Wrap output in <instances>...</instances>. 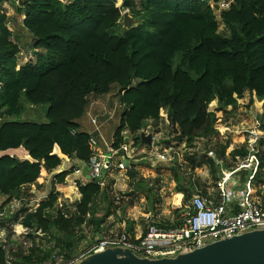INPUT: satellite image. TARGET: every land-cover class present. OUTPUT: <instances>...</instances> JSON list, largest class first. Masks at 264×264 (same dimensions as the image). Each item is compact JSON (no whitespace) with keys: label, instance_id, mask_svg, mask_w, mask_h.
<instances>
[{"label":"trees","instance_id":"16d2710c","mask_svg":"<svg viewBox=\"0 0 264 264\" xmlns=\"http://www.w3.org/2000/svg\"><path fill=\"white\" fill-rule=\"evenodd\" d=\"M223 1L229 6L217 15ZM16 10L33 44L32 53L20 58L9 17L0 8V197L7 201L24 198V189L35 185L42 171L55 172L66 158L90 161L93 136L79 123L90 96H106L118 88V101L125 109L113 136L112 147L118 151L126 144V134L140 146L144 125L159 122L165 110L177 141L192 144L216 135L221 121L210 110L215 101L217 111H223L236 107L247 93L264 100V0H122L120 7L117 0H23ZM123 11L138 25L121 29ZM220 24L227 32L220 31ZM25 104L45 109L48 123L17 120ZM228 147L216 150L218 157L207 154L206 165L215 180L220 173L216 161L226 160ZM260 148L255 185L263 179ZM12 152H23L24 157ZM237 155L241 160L250 153H231ZM180 166L176 160L172 169L175 192L187 200L194 183L183 177ZM74 172L70 168L55 174L47 198L35 208L21 207L11 218L30 233L57 239L54 248L67 258L75 248L76 228L85 224L98 198L109 199L97 182H76L80 200L66 218L55 208L61 197L56 186H65ZM241 175L243 181L248 177L245 171ZM128 176L135 174L128 171ZM112 213L110 207L92 224L101 231ZM56 233L61 237L54 238ZM5 241H0V264L6 263ZM29 252L30 257L38 252L33 263L42 264L52 248L33 245Z\"/></svg>","mask_w":264,"mask_h":264},{"label":"rangeland","instance_id":"374dc122","mask_svg":"<svg viewBox=\"0 0 264 264\" xmlns=\"http://www.w3.org/2000/svg\"><path fill=\"white\" fill-rule=\"evenodd\" d=\"M64 2L67 3V0H64ZM10 5L11 6L6 3V6H9L6 9L8 11L10 8L13 10L9 16V20L11 23L12 21L14 22V26H20L21 21V49L23 50V55H27L30 52L32 53V36L24 31V28L22 27V19L24 17L22 15H17V7L14 6L13 2ZM121 5L122 0H117V6L120 7ZM2 6H4V4H2ZM124 13H128L130 17V27L138 25V21L131 17L128 11H123V14ZM218 14L219 13H217V15ZM217 17L220 19V16ZM135 20L136 23H134ZM130 27L125 24L124 20L120 22L121 29H128ZM220 31L227 32L222 24H220ZM119 34H121V31H119ZM35 59L36 56H34V60ZM109 98L110 106L107 115L95 117L97 119L96 126L92 125L90 120V123H88L89 125L87 123H83L82 125V130L87 132L92 131L93 129L95 130L98 126L100 128L102 125V136L107 143L104 140L101 141L102 143L99 142L97 136L93 137L99 142V146L103 147V150H105L104 147L108 143L110 144L113 142L114 133L119 127L120 120L125 111L118 101L117 87H114ZM218 107L220 106L216 101L210 106L211 112H214L216 118L221 121V123H218L215 126L216 135L208 139L197 138L192 144L177 141L176 136L173 134V129L168 122L167 111H164L166 114L163 113L161 120L162 125L158 128V132L161 134V140L156 146V149L165 154L168 158L167 162L159 161L154 152L148 151L146 152L148 153L146 156L150 159V161L148 160L149 163L146 164V160L143 159L138 162V165H140L138 167V175L136 178L128 180L120 177L119 173L116 174L117 172L114 167H110L107 170L108 178L104 181L105 184H108V187L107 185L106 187H102L104 192L108 193L109 199H106L104 195L98 198L92 206L85 224L76 228L75 234L72 237V242L75 244V248L71 255L77 254L79 251L83 250L85 246H88L96 240L102 239L108 235H118L125 231H129L133 234L138 232L142 235L146 232L149 225L158 222L163 225L175 226L178 223L180 215L184 213L185 206L189 204L190 199L194 193L197 192L196 190L189 193V199L183 200L181 209L173 207L178 206L182 199V196L180 197V200L178 199L177 196L179 195H176L174 198L176 193V183L173 178L172 169L175 166L176 160L181 164L179 170L186 180H193V174L199 176L204 174L205 176V174L208 173V176L210 177L208 179L210 182L209 186H214L215 181L220 177L219 175L221 174V171L223 172L225 169L230 170V168H234L239 162L241 158L239 155L235 157L232 156L233 158L231 157V153L234 150H247L251 145L258 149L261 147L262 142L263 146L260 148V156L264 155V100L259 101L255 96L247 93L234 108L226 107L223 111H217ZM44 110L45 109L40 107L25 104L22 116L16 119L36 124H47L48 120L43 112ZM150 128L151 123L144 125L143 129L148 131ZM125 138L127 139L126 144L130 143V137L126 135ZM225 146H229L225 152L227 158L225 161H222V165L219 164L217 167V170L219 168L220 173L215 180L210 174L209 167L206 165L208 160L207 154L213 152L215 157H218L215 151L220 150L221 147ZM21 156H24V154L21 153ZM137 156L144 158L141 153H138ZM139 157L138 159H140ZM255 158L257 159V156H255ZM153 160L154 162L152 163ZM198 165H200V167L191 170L192 166ZM61 166L63 167V165ZM62 167H60V170ZM64 167H69L68 169L74 168L71 163L67 162ZM84 170L87 175V169ZM262 174L263 179L259 181L258 185H255V183L252 185L256 199H258L261 204H264V171H262ZM54 175V173H47V175H45L42 171L41 178L43 179V176H45L43 185L36 186L37 196H32L28 193L24 196V206L27 205H25V203H28V205L35 204L32 202L35 197L38 198L46 192L50 194L54 187ZM69 177L70 179H68V181L70 182L65 185L66 189H64V194L61 195V197L70 196V198H68L75 203L77 199L72 195V192L76 195L77 191L74 184L80 181V177L75 174L74 176L71 175ZM76 179L78 181H76ZM204 186L206 187V185L199 186L198 191L201 190L202 192H206L207 190L204 189ZM56 188L58 187L56 186ZM209 192L213 193L212 189ZM28 198L30 200L32 199V201H29ZM177 200H179V203H177ZM110 203L113 205L110 206ZM110 207L111 210H113L112 215L105 219V223L102 224V230H97L96 225H93L92 221L96 223L101 221ZM7 221L8 220H2V224L5 222L7 225ZM126 222L133 224L130 227ZM9 235V248L11 250H16L15 254L24 252V248H22L21 245L17 246L14 243L16 239H14L13 236L11 237V233H9ZM59 236L61 237V235L56 233L54 238ZM30 238H33V236H30ZM40 239L42 238L35 237L32 241H39ZM56 242L57 239H50L48 236L46 238L43 237L42 239L43 245L48 248V251L52 248V252L58 251L54 248ZM33 245H36V243H33Z\"/></svg>","mask_w":264,"mask_h":264},{"label":"built area","instance_id":"2783aa9c","mask_svg":"<svg viewBox=\"0 0 264 264\" xmlns=\"http://www.w3.org/2000/svg\"><path fill=\"white\" fill-rule=\"evenodd\" d=\"M4 1L13 2L15 7H19L23 0ZM218 6L219 9L216 13L226 10L229 2L223 1ZM8 27L10 29V23ZM90 122L94 126L97 125L96 118L90 117ZM141 133L146 134L143 129ZM146 135L152 136V145L147 147L154 149L155 156L159 161L167 162L168 158L165 154L159 152L154 145L156 137L152 134ZM91 145L94 155L87 164L80 163L74 174L82 175L83 170L87 169V176L81 177V182H97L101 187H104L103 174L110 167L121 172L127 170L128 148L125 144L118 151L112 146H108L106 153L97 154L98 142L94 137L91 139ZM247 150L250 153L248 158H242L230 170L221 171L220 177L215 181L212 189L213 193L209 191L194 193L175 226L164 228L159 224H151L140 236L127 231L118 235H108L85 246L83 250L69 258L59 251H54L50 258L42 264H78L87 256L110 248L129 249L137 257L149 260L175 258L180 254L193 252L220 240L256 230H264V206L256 199L252 185L258 165L255 156L259 153V148L251 145ZM208 156L215 157L213 152H210ZM115 160L117 161L115 162ZM216 163L221 165L222 161H216ZM242 171L248 173V177L244 181L242 180ZM65 183H69L68 178ZM24 201V198H13L10 201L0 199V220L13 218L23 206ZM73 203L69 198L60 197L55 208L57 211L63 212L67 218L69 215L71 216L69 212L72 214L75 212V203ZM14 234L28 250L32 247V241L28 238L30 234L38 238L44 236L39 231L30 233L28 229H22L20 233L14 231ZM5 238L6 236L0 232V241H4ZM5 264H12V262L6 261Z\"/></svg>","mask_w":264,"mask_h":264},{"label":"crops","instance_id":"0c3cea01","mask_svg":"<svg viewBox=\"0 0 264 264\" xmlns=\"http://www.w3.org/2000/svg\"><path fill=\"white\" fill-rule=\"evenodd\" d=\"M6 3H8L9 4V6H11L10 4H12V2H6V1H3L1 4H0V8H2L5 12H6V14H7V16L9 17L10 16V14H11V11H13L11 8L9 9V11L6 9L7 7H9V6H6ZM2 4H4V6H2ZM17 15H19L18 13H17ZM11 18H12V16H11ZM24 19V18H23ZM23 19H22V22H23ZM21 21H20V26L19 25H17V26H14V22L12 21V23L10 22V31L12 32V40L15 42V43H17L18 45H19V47H20V49L22 48L21 47ZM22 27H23V23H22ZM24 28V27H23ZM24 31H26L27 32V30L24 28ZM21 51H22V53H23V50L21 49ZM22 53H20V58H21V55H22ZM22 62H24L23 60H22ZM20 63H21V61H20ZM110 94L109 95H106V96H101V97H97V96H90L89 97V105H88V108H87V111H86V114H85V116L79 121V123H80V125H81V130H82V125H83V123H90L89 122V120H90V117H92V118H95V117H99L100 115H107V113H108V108H109V106H110V102H109V100H110ZM163 113H165V112H163ZM166 114V113H165ZM162 117H161V119H160V121L159 122H157V123H155V122H152V121H149V122H147L146 124H149V123H151V128H150V130H144L143 129V131H145V133L146 134H152L153 136H155L156 137V141L154 142V145H155V147L159 144V142H160V137H161V134L158 132V128L159 127H161V125H162ZM86 121V122H85ZM145 124V125H146ZM89 125V124H88ZM101 129H102V125L100 126V128H99V126L98 127H96L95 128V130L93 129L92 131H89V132H87V131H84V130H82L83 132H86V133H88V134H90V135H92V136H97V138H98V140H99V142H101L102 140H104V138H103V136H102V131H101ZM126 135H128V134H126ZM126 135H125V137H126ZM129 136V135H128ZM130 137V143H128V144H126V146H127V148H128V152H127V154H126V158H128V159H126L127 160V166H128V168H127V170L126 171H124V172H121V171H117L116 169V174H118L119 173V176L120 177H122V178H124V179H126V180H128V179H134V178H136V176L138 175V167L140 166V165H138V162H140L142 159L143 160H146V164H148L149 163V161H150V159L146 156V154H148V153H146V152H148V151H151V152H154V149L153 148H151V147H147L148 145H144L143 143H141V145L140 146H137V147H135L134 146V139L131 137V136H129ZM94 139H96L95 137H94ZM127 140V139H126ZM105 141V140H104ZM98 142V141H97ZM99 142H98V147H97V149H96V153L97 154H104V153H106V150H107V147L108 146H112V143H108L104 148H105V150H103V147H101V146H99ZM106 142V141H105ZM102 143V142H101ZM107 143V142H106ZM13 154H15L16 156H18L19 158H23L24 156H21V153H23V152H12ZM138 153H141L143 156H144V158H141V157H139V156H137L138 155ZM155 153V152H154ZM125 154V153H124ZM122 156H125V155H122ZM138 157L140 158V159H138ZM149 160V161H148ZM117 160H115V162H116ZM148 161V162H147ZM66 162L67 163H71V165L75 168V170L78 168V166L80 165V162H78L77 160H75L74 158H66V160H64L63 161V163H62V165H63V167L61 168V170H60V168L59 169H57L55 172H53L54 174H57V173H59L60 171H65V170H68V168L69 167H64L65 166V164H66ZM154 162V160L152 161V163ZM73 163V164H72ZM131 168H132V170H131ZM128 171L130 172H134V174H135V177L134 178H130L129 176H128ZM44 173H45V175H47V172L46 171H43ZM73 176H74V174H73ZM77 176V175H76ZM80 178V181H81V177H86L87 175L85 174V170H83V173H82V175H78ZM107 178H108V174H107V172H105L104 173V181H106L107 180ZM210 177L208 176V173L207 174H205V176H204V174H202V176H199V175H194L193 174V176H192V181H193V183H194V188H195V190L194 191H198V187L199 186H202V185H206V187L204 188V189H206L207 191H210L211 189H213L214 188V186H209L210 185V182H209V179ZM45 179V176H43V179L42 178H40L38 181H37V183L35 184V185H32V186H30V187H27V188H25L24 189V191H25V193H24V196L25 195H27V193L29 194V195H32V196H37V189H36V186L38 187V186H41V185H43V180ZM68 179H70V177H68ZM112 180H114V179H112ZM76 181H78L77 179H76ZM70 182V181H69ZM68 184V183H67ZM104 184H105V182H104ZM65 185H66V183H65ZM75 186H76V184H74ZM106 185H107V187H108V184H105V187H106ZM58 188H56V191L57 192H59L61 195H63L64 194V189H66L65 188V186H57ZM75 188V187H74ZM76 189V191H77V193H76V195L74 194V192H72L73 194V196L74 197H76V201H79L80 200V195H79V192H78V189H77V187L75 188ZM203 189V190H204ZM29 190V191H28ZM71 191H74V190H71ZM200 192H202L201 190H199ZM49 195V193L48 192H46L45 194H42L40 197H38V198H34V200L32 201V199L30 200L29 198H28V200L29 201H32L33 203H35V204H33V205H28V203H25V205L26 206H24V204H23V206L22 207H26V208H30V209H32V208H35V207H37L38 206V204H40V202H42L43 200H45L46 199V197ZM176 195H179V196H177L178 197V199L180 200V197L182 196V199H181V202H180V204H178V206H173V207H175L176 209H181L182 207H181V205H182V202H183V200H184V195L183 194H181V193H175V195H174V198H175V196ZM23 196V197H24ZM66 198H70V196H65ZM0 199L2 200V201H7L8 200V198H6V197H0ZM24 199H25V197H24ZM179 200H177V203H179ZM20 210H21V208H20ZM19 210V211H20ZM150 214H151V212H150ZM147 219H148V217H147ZM8 221V224L6 225L5 224V222H3V224H2V220H0V232L2 233V234H4L5 236H6V238L4 239V240H6L5 241V244H4V249L6 250V254H7V256H6V261H11L12 262V264H34L33 263V261L35 260V259H37V257H38V255H39V253L38 252H36V253H34V256L33 257H30L28 254L30 253L29 251H30V249L28 250L23 244H22V241L14 234V231H16V232H18V233H20L21 231H22V229H26L25 227H23L22 225H21V222L19 221V222H14L13 221V219H7ZM127 223V225L129 226H131L133 223H130V222H126ZM153 224H159V222L158 223H153ZM9 233H11V237L13 236V238L14 239H16L15 240V244L17 245V246H20L21 245V247L22 248H24V252H21V253H19V254H15L16 253V250H11L10 248H9V244H10V240H9V238H10V235H9ZM133 234V233H132ZM133 235H136V236H140L141 234L140 233H134ZM33 236V235H32ZM44 237V236H43ZM43 237H41L42 239H43ZM28 238H29V236H28ZM40 238V237H39ZM31 241H32V239L33 238H29ZM42 239H40L39 241H32L31 242V244H32V246H33V243H36V245H37V247L39 248V250H47L48 248L47 247H45L44 245H43V243H42ZM41 243V244H40ZM26 258H29V259H32V260H26ZM48 260V259H47ZM46 260V261H47Z\"/></svg>","mask_w":264,"mask_h":264},{"label":"water","instance_id":"95a60500","mask_svg":"<svg viewBox=\"0 0 264 264\" xmlns=\"http://www.w3.org/2000/svg\"><path fill=\"white\" fill-rule=\"evenodd\" d=\"M123 19L130 27L128 13ZM140 139L144 145H152L151 135L141 133ZM78 264H264V230L220 240L175 258L149 260L137 257L129 249L110 248L89 255Z\"/></svg>","mask_w":264,"mask_h":264}]
</instances>
